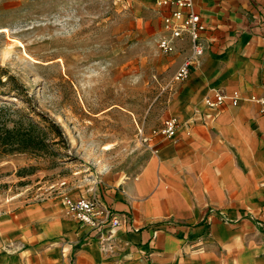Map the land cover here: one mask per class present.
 <instances>
[{"label": "crops", "instance_id": "obj_1", "mask_svg": "<svg viewBox=\"0 0 264 264\" xmlns=\"http://www.w3.org/2000/svg\"><path fill=\"white\" fill-rule=\"evenodd\" d=\"M143 1L159 37L166 8ZM195 10L207 48L168 87L158 125L176 116V136L153 135L135 173H110L88 192L69 182L68 195H96L118 223L83 225L61 196L0 203V264H264V112L254 99L264 92V0H195ZM190 52L184 39L163 56L170 81ZM215 91L225 101L210 107Z\"/></svg>", "mask_w": 264, "mask_h": 264}, {"label": "rangeland", "instance_id": "obj_2", "mask_svg": "<svg viewBox=\"0 0 264 264\" xmlns=\"http://www.w3.org/2000/svg\"><path fill=\"white\" fill-rule=\"evenodd\" d=\"M143 2L0 0V73L16 78L0 84V116L9 127L22 116L52 120L64 133H51L53 154L0 157V203L36 198L60 179L88 192L141 168V136L167 115L171 78Z\"/></svg>", "mask_w": 264, "mask_h": 264}, {"label": "built area", "instance_id": "obj_3", "mask_svg": "<svg viewBox=\"0 0 264 264\" xmlns=\"http://www.w3.org/2000/svg\"><path fill=\"white\" fill-rule=\"evenodd\" d=\"M158 4L166 8L163 15V27L158 37V47L165 54H172L177 50V41L188 39L191 43V52L185 56L182 63L175 71L168 87L174 83L185 81L192 72V67L197 66L204 54L207 45L203 40L202 33L206 26L201 20V15L195 10V0H159ZM254 99L259 101L264 112V92ZM239 96L236 94L233 103L237 104ZM225 101V95L221 91H215L212 96H207L205 102L210 107H219ZM179 127L176 116H168L162 124L152 130L151 135L142 133L141 139L149 143L153 135L175 137ZM69 181L60 179L50 182L44 191L33 198L34 200L45 199L52 196H61L67 212L83 225L93 229H102L106 224H117L118 219L112 210L102 199L96 195L71 197L67 188Z\"/></svg>", "mask_w": 264, "mask_h": 264}, {"label": "trees", "instance_id": "obj_4", "mask_svg": "<svg viewBox=\"0 0 264 264\" xmlns=\"http://www.w3.org/2000/svg\"><path fill=\"white\" fill-rule=\"evenodd\" d=\"M0 71L5 70L0 68ZM7 79L16 80L12 75H6ZM5 81L3 73H0V84H5ZM46 121L47 125H42L30 116H22L13 127H9L6 119L0 116V157L14 153L53 154V145L60 140L52 139L51 133L55 132L61 139L64 138V133L54 121Z\"/></svg>", "mask_w": 264, "mask_h": 264}, {"label": "bare ground", "instance_id": "obj_5", "mask_svg": "<svg viewBox=\"0 0 264 264\" xmlns=\"http://www.w3.org/2000/svg\"><path fill=\"white\" fill-rule=\"evenodd\" d=\"M4 31H8L7 28H4Z\"/></svg>", "mask_w": 264, "mask_h": 264}]
</instances>
